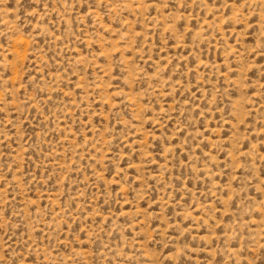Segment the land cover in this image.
<instances>
[{
	"label": "rangeland",
	"instance_id": "obj_1",
	"mask_svg": "<svg viewBox=\"0 0 264 264\" xmlns=\"http://www.w3.org/2000/svg\"><path fill=\"white\" fill-rule=\"evenodd\" d=\"M0 264H264V0H0Z\"/></svg>",
	"mask_w": 264,
	"mask_h": 264
}]
</instances>
